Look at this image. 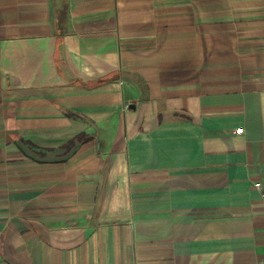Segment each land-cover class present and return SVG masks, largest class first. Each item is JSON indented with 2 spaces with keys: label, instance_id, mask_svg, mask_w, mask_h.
Segmentation results:
<instances>
[{
  "label": "crops",
  "instance_id": "1",
  "mask_svg": "<svg viewBox=\"0 0 264 264\" xmlns=\"http://www.w3.org/2000/svg\"><path fill=\"white\" fill-rule=\"evenodd\" d=\"M0 264H264V0H0Z\"/></svg>",
  "mask_w": 264,
  "mask_h": 264
},
{
  "label": "trees",
  "instance_id": "2",
  "mask_svg": "<svg viewBox=\"0 0 264 264\" xmlns=\"http://www.w3.org/2000/svg\"><path fill=\"white\" fill-rule=\"evenodd\" d=\"M77 138H78L79 141H86L87 139H89L88 136L87 137L86 136L83 137L82 135L77 136ZM71 142H73V140H71L70 143Z\"/></svg>",
  "mask_w": 264,
  "mask_h": 264
},
{
  "label": "built area",
  "instance_id": "3",
  "mask_svg": "<svg viewBox=\"0 0 264 264\" xmlns=\"http://www.w3.org/2000/svg\"><path fill=\"white\" fill-rule=\"evenodd\" d=\"M234 133H240V132H242V128H236L234 131H233ZM256 185H259V183H256Z\"/></svg>",
  "mask_w": 264,
  "mask_h": 264
}]
</instances>
